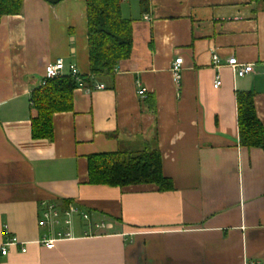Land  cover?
<instances>
[{"label": "crops", "instance_id": "crops-1", "mask_svg": "<svg viewBox=\"0 0 264 264\" xmlns=\"http://www.w3.org/2000/svg\"><path fill=\"white\" fill-rule=\"evenodd\" d=\"M147 3L120 0L132 50L112 78L76 85L72 109L52 115L51 139L31 136V91L57 58L65 72L74 64L89 76L85 0H24L20 13L0 18V244L16 237L25 247L0 251V264H264V151L238 143L235 100L250 91L264 127V7ZM230 56L252 72L236 76ZM146 143L159 149L172 189L88 182L89 154ZM46 204L58 223L40 225ZM68 205L77 211L66 224ZM57 233L53 247L40 243Z\"/></svg>", "mask_w": 264, "mask_h": 264}, {"label": "trees", "instance_id": "trees-1", "mask_svg": "<svg viewBox=\"0 0 264 264\" xmlns=\"http://www.w3.org/2000/svg\"><path fill=\"white\" fill-rule=\"evenodd\" d=\"M24 0H0V18L18 14ZM49 5L63 0H43ZM148 0H140L145 10ZM264 7V0H254ZM87 20V47L89 76L82 82L91 84L90 77L112 78L116 65L126 59L132 50V20L121 16L120 0H85ZM73 77L58 76L31 91V117L33 138H52V115L72 109ZM238 143L247 148L260 147L264 151V127L255 113L250 91L237 92ZM88 182L108 186L153 184L158 190L172 189L169 178L162 174L159 149L146 143L142 149L127 148L115 152L92 153L87 156Z\"/></svg>", "mask_w": 264, "mask_h": 264}, {"label": "built area", "instance_id": "built-area-1", "mask_svg": "<svg viewBox=\"0 0 264 264\" xmlns=\"http://www.w3.org/2000/svg\"><path fill=\"white\" fill-rule=\"evenodd\" d=\"M212 62L214 65L218 66L220 62V58H218L217 54H212L211 56ZM182 62L183 59L181 57H176L174 58V61L170 65V74L172 75V80L175 85H179L181 81V70H182ZM226 64L230 67L232 72L238 77H241L247 73L252 72V66L251 64H244L242 62H239L236 57L230 56L226 59ZM71 76L74 78L77 84H82V77L79 75V72L74 64H70L68 66L67 72H65V64L63 63V60L61 58L55 59V61L47 63L44 67V74L42 76V79L39 82V86L44 85L47 80L56 78L58 76ZM220 78L218 75L215 76V79L213 81V86L219 87L220 85ZM94 89H101L104 88V85L102 83H96L93 85ZM137 95L142 98L145 94V89L140 86V84H137ZM77 211V208L68 205L66 209L63 211L64 215V223L69 224L71 220H69V216L71 214L75 213ZM84 217H86L84 215ZM39 221L40 225L42 226H47L51 224L52 222L58 223V212L55 206L53 205H47L46 208L41 211V214L39 216ZM68 235L67 233H65ZM57 237H47L46 239H42L40 243L45 247V248H51L54 246V243L57 239H60L63 234L57 233ZM18 246L21 251H25V247L23 246L22 242L18 241L16 237H11L5 243L0 244V251L2 255H5L7 253V247L8 246ZM22 245V246H21Z\"/></svg>", "mask_w": 264, "mask_h": 264}]
</instances>
